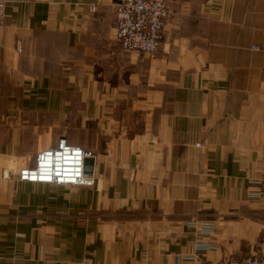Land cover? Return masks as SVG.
<instances>
[{"label":"crops","instance_id":"1","mask_svg":"<svg viewBox=\"0 0 264 264\" xmlns=\"http://www.w3.org/2000/svg\"><path fill=\"white\" fill-rule=\"evenodd\" d=\"M168 2L151 54L123 50L113 0H8L0 264L264 255V0ZM62 136L96 152L95 184L19 179Z\"/></svg>","mask_w":264,"mask_h":264},{"label":"built area","instance_id":"2","mask_svg":"<svg viewBox=\"0 0 264 264\" xmlns=\"http://www.w3.org/2000/svg\"><path fill=\"white\" fill-rule=\"evenodd\" d=\"M116 8V38L123 50L154 53L158 50L170 5L168 0H113ZM8 0H0V24L6 15ZM89 8L96 11L97 4ZM258 48V46H254ZM22 44L19 43V50ZM200 145V142L197 143ZM96 152L81 145L70 143L65 136L58 139L56 145L37 152L34 164L23 166L19 179L54 183L59 185L92 186L95 184ZM249 196L260 197L264 194V174L252 178L249 183ZM194 223V222H191ZM200 233L215 230L213 222L204 220ZM213 245L199 241L197 248L209 249ZM206 264H264L263 254H253L238 258L235 256L213 259Z\"/></svg>","mask_w":264,"mask_h":264}]
</instances>
